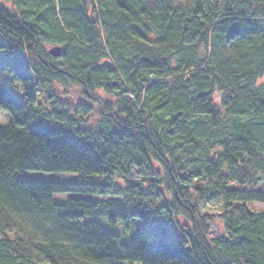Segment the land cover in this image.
<instances>
[{
	"label": "trees",
	"instance_id": "1",
	"mask_svg": "<svg viewBox=\"0 0 264 264\" xmlns=\"http://www.w3.org/2000/svg\"><path fill=\"white\" fill-rule=\"evenodd\" d=\"M0 54L26 99L0 74V264H264V0H0ZM101 218L191 228L125 246Z\"/></svg>",
	"mask_w": 264,
	"mask_h": 264
},
{
	"label": "rangeland",
	"instance_id": "2",
	"mask_svg": "<svg viewBox=\"0 0 264 264\" xmlns=\"http://www.w3.org/2000/svg\"><path fill=\"white\" fill-rule=\"evenodd\" d=\"M182 2L183 0H178ZM53 48V47H52ZM51 49V48H50ZM2 55L0 54V58ZM3 59H0V63H2ZM13 61L5 60V64H1L0 66V74L3 78L7 79L9 82L13 83L15 88L12 91V94L20 101L25 103L26 99L22 93V85L19 83L14 74H12V69H14ZM4 69V70H1ZM51 91L55 93L59 100L63 103L67 100L75 103L76 101H85L84 97H82V89L80 87L70 85L67 89L60 88L58 85L54 84L51 88ZM43 99L47 100L48 95L46 92L41 93ZM105 99H109L107 96H104L103 93H100ZM37 96L40 101L39 91H37ZM45 96V97H44ZM41 102V101H40ZM13 121L12 115L4 110L0 106V127H7ZM18 178L24 181H35V182H49V183H79L83 180L79 175L74 173H46V172H23L17 174ZM72 198H85L84 195L78 194H63V195H55L54 201L57 204L66 203L68 200ZM87 198H90L87 196ZM253 210L255 211H264V205L254 203L250 204ZM221 213L220 208L214 205H203L200 208L199 215H209L215 216ZM91 220V219H90ZM98 222L102 225L104 230L108 233L117 235L120 237L121 243L125 246H129L132 241L141 234L147 235L150 238L151 245L159 246L163 242H169L171 244H179L181 242V235L176 231L181 232L182 229L187 231L190 230V225L188 222L183 220L182 218L177 219L176 229L173 224L166 223L163 220H154L152 222H143L138 219H132L128 221H119L116 226L110 224L109 220L106 218L98 219ZM189 227V229H187ZM223 235V225L220 219H215L213 225L210 226V233L207 237V240L211 243L213 240L218 239ZM4 237L3 234L0 233V239ZM128 264V263H123ZM139 264V263H136Z\"/></svg>",
	"mask_w": 264,
	"mask_h": 264
},
{
	"label": "water",
	"instance_id": "3",
	"mask_svg": "<svg viewBox=\"0 0 264 264\" xmlns=\"http://www.w3.org/2000/svg\"><path fill=\"white\" fill-rule=\"evenodd\" d=\"M50 52L54 57H59L62 54V48L60 46H55Z\"/></svg>",
	"mask_w": 264,
	"mask_h": 264
}]
</instances>
